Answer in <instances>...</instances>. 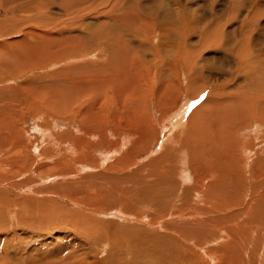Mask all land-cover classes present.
Returning <instances> with one entry per match:
<instances>
[{
  "label": "rangeland",
  "instance_id": "374dc122",
  "mask_svg": "<svg viewBox=\"0 0 264 264\" xmlns=\"http://www.w3.org/2000/svg\"><path fill=\"white\" fill-rule=\"evenodd\" d=\"M52 1L54 4L47 11L34 10L26 13L23 6L26 8L37 3L38 6L46 9L48 8L46 3L51 6V2L50 0H0V25L3 27L0 28L2 30L0 31V67L16 65L15 62H11V59L6 61L9 60L5 56L7 50H17L20 47L23 55L30 59L28 48L33 42H36L37 49H32L36 57L35 60L37 59L36 62L29 63L28 60L26 62L23 59L22 64L18 63L15 68L16 78L20 76L21 82L30 81L32 84L30 87L35 88L32 89L34 95L39 91L42 92V89L45 88L43 91L45 95L41 96L40 93L39 97L36 95L29 97L26 95L27 88L23 85L19 86L15 82L18 80L14 78L15 76H11L13 80L11 78L0 82V169L5 171L4 174L0 172V190H3V193L8 196L0 195L4 196V199H8L7 202L10 198L8 204L16 203V201L19 203V218L16 217L13 220L3 209L4 206L0 208V264H264V197L248 206L237 204L232 209L233 211L230 210L226 213L230 218V223L227 222L230 233L224 234L225 240L222 241V238L215 235V239L211 238L210 242L204 243L206 246L202 244L204 248L209 246L213 250L211 253H205V249L199 248L202 245L198 247L199 240L194 234H190L193 236L192 238L183 236L182 239L179 234L168 230L174 227L175 223L176 227L174 228H178L195 218L190 214L180 216L179 213H173L176 208L172 205H175L178 200L176 197L182 193L181 185L183 183L178 176L182 174L178 173L182 164L187 165L190 173L188 178H192V182L188 180L184 183L191 192L187 199H192L196 205L195 192L202 191L203 187L207 185L206 181L212 183L214 178L220 187H226L228 191V184L233 185L230 181L234 179L233 173L236 169L242 172L241 188L245 197L252 192L264 194V167L259 165L263 161L258 164L252 160L257 159L258 152L263 150V147L259 146V143L257 144V140L253 136L256 134L253 127L255 123L256 126H260L259 123L264 125V120L252 122L253 118L245 114L240 124L221 131L223 138L220 141H213L218 127H215V130V116L209 117L207 114L209 109L206 107L203 115L206 114L208 119L202 120L204 117L200 116L201 120L197 119L199 123L195 127L196 140L199 137V132L205 137V140L200 142V144L204 143V146H201L199 150L200 153H196L197 148L192 143L193 141L187 139V142L184 143L187 144L184 145V137L181 138L182 142L174 144L177 142H174L173 135L169 131V128L173 126L170 119L177 120L179 118L178 109L184 106L187 107L190 104L185 114L187 120L189 115L200 106V103L202 104L207 99L209 101L217 100L218 103L225 98L230 99L231 102L227 104V106H231L229 111H235L242 107L244 101L251 100V97L248 98V96H256L253 92L255 84L253 78L257 69L255 66L254 69L253 66L243 63V58L239 59L237 53L241 46L243 48V41H246L245 43L251 47L254 46L253 48H264V0H88L89 3L84 2L83 6L86 8L85 18H87L84 19V22L88 21L89 30L86 31L87 26L83 29L82 27L78 28L76 24L77 26L73 27L70 32L66 28L68 15L61 4L71 0ZM9 4L14 8H9ZM99 8H102V11ZM9 10H13L12 13ZM46 12H48V16H43ZM118 12H120L119 16ZM39 14L43 17H36ZM94 14L97 15L94 16ZM98 15L99 17H97ZM108 15L114 16L109 17ZM15 17L23 23L12 27L10 23ZM178 17L181 19L184 17L183 21ZM32 20L40 22L34 24ZM96 21L99 22L96 24ZM245 22L247 24H244ZM12 23H18V20H13ZM184 23L185 25H183ZM192 23L195 26L194 24L190 25ZM39 25L47 28H41ZM205 25L208 27L206 28ZM209 25L212 27L211 30ZM31 26L35 30H32ZM172 26L177 29V37H163L166 30H170ZM176 26H180L179 30ZM200 28L206 30L209 28L207 33H217L216 42L214 39L202 42L200 35L202 38L206 36L202 35ZM28 30L33 32H28ZM72 37L78 38V42H80V38L82 40V43L73 42L76 44V48L70 47ZM90 40L94 41L88 45ZM223 41L225 43L222 47ZM207 42H209L208 47L204 45ZM50 44L55 50L50 48L49 53L47 47ZM99 46L105 48L101 53L102 58H100L103 62L90 57V53L98 50ZM235 47L236 49H233L232 53L227 50V48ZM77 51H79L78 55H76ZM114 53L117 54L121 66L124 62L128 64L125 69L122 68L123 72L118 76L121 90L109 91V94L107 93L108 95L105 96V106H102L104 98L90 97L84 91L77 90V87L92 84L93 91L98 92V88L102 85L105 86L103 81H106L111 74L110 66L105 62ZM83 54L90 57V60L83 58V62L77 63L76 60H73L76 64L69 60V57H79ZM256 54L260 55L263 64L264 50H257ZM51 55L52 60L57 61L56 65H52V62L49 63ZM181 55L187 58L184 60ZM195 55L198 61L195 70L202 72L200 77L190 70L192 66L190 61H193ZM244 75H247L248 78H244ZM7 76L10 77L9 73ZM224 80H226L225 84ZM62 81L70 86L63 84ZM14 83L18 85L16 92L13 90L15 88L11 90V93H4L5 91L1 90L4 87L15 86ZM189 85H193L197 98L186 94L185 91ZM242 85L245 88L241 90L240 86ZM72 86L74 87L70 88ZM217 88L224 89L223 92L227 93L224 92L225 95L221 94L222 96L219 97L211 96ZM221 90L220 92H222ZM198 91L200 94L204 92L203 95L199 96ZM83 93L85 96L76 99L75 96L83 95ZM25 96H28L29 99ZM241 96L244 98L242 99ZM233 97L235 100H232ZM70 105L72 108H69ZM85 108L88 113L82 118ZM160 117H164V119L161 121ZM38 118H40L39 125ZM93 119L102 121L101 123L106 125L109 122L108 141L115 142L116 139H122L121 144L119 143V146L109 144L108 146L112 149H107L102 145V142H99V151L92 148L86 152L82 161L84 166L82 162L76 163L74 159H70L69 156L72 152H64L66 154H64V161L69 163L66 162L68 165L66 171L57 173L54 170H48L47 168L54 164L55 159L63 154L62 151H59L60 154L55 152L57 149L53 150L52 146L56 147V145L49 143L53 140V132L62 134L70 131L76 135L84 134L85 128L91 127L90 122H95ZM128 121L130 124L124 123ZM73 123H76L78 127L72 128ZM183 123L186 125L188 121ZM120 124H124V128ZM173 127L175 130L181 128L180 126ZM117 128H122L120 135ZM240 128L246 131L249 136L246 137L247 140H244L243 146L250 138H252L253 147L255 143L258 145L255 156H252V159L247 160L245 164L246 154L241 151L236 142H231L232 133ZM80 129L84 132H79ZM125 131L132 132V135H124L122 132ZM137 131L143 132L148 137L140 138ZM6 132L8 134L4 139ZM183 133H187V127ZM10 135H12L11 138ZM16 137H18L17 146L13 141ZM87 137L86 143L100 139V136L95 133L92 135L89 133ZM91 137L93 138L91 139ZM140 139L142 142H136ZM196 140L195 142H197ZM62 145L64 147H59L68 150L65 146L66 141H62ZM140 145L145 150L140 154L137 153V156H133ZM118 148L119 150L116 151ZM14 151L15 153H13ZM18 152L19 154H17ZM216 152H220V154L216 155ZM48 153H52L51 157ZM90 158L94 159L89 160ZM103 158L107 163L116 165L115 169L110 170L108 167L106 169L104 163L102 165L98 161ZM197 158L204 165L200 166L201 163L197 162ZM129 159L131 163L129 166L118 165ZM85 160H89V164ZM168 161H173L172 165L177 164L176 172H171L167 176H161L155 172L161 165L164 166L161 169H164L163 171L166 173L168 166L165 168V165ZM106 162L105 164H107ZM250 163L256 169L250 167ZM77 164L82 165L80 167L82 170ZM234 165L236 167L232 168ZM69 168L71 169L69 170ZM210 174L213 176L210 177ZM200 177L203 179L202 181ZM9 181L11 182L9 183ZM193 184L195 191L192 189ZM211 189L213 190V188ZM211 189L208 192L213 194ZM226 197L229 200L233 196L227 192ZM254 198L256 199L257 196L255 195ZM250 199L247 197L246 201ZM235 202L239 201L235 200ZM171 212L175 215H171ZM188 228V226L185 227L184 231H187ZM195 229L193 227L189 231H195ZM193 238L194 240H191ZM180 239L184 242H181ZM214 253L222 256H215ZM3 256L8 257L7 262ZM218 257L223 259L220 261ZM77 260L78 262H75Z\"/></svg>",
  "mask_w": 264,
  "mask_h": 264
},
{
  "label": "bare ground",
  "instance_id": "6f19581e",
  "mask_svg": "<svg viewBox=\"0 0 264 264\" xmlns=\"http://www.w3.org/2000/svg\"><path fill=\"white\" fill-rule=\"evenodd\" d=\"M118 1V0H117ZM173 1V0H172ZM13 2V1H12ZM50 2H51V6L48 4V3H46V6H48V8H46L45 9V7H41V6H38L37 5V3H35V4H33V5H31V6H29V7H26V8H24V6H23V9H24V12H26V13H30V11H34V10H37V11H39V10H41V11H47V10H49V9H51V7H52V4H54V1H52V0H50ZM84 2H88L89 3V1L88 0H76V1H73V0H71V1H67V2H64V4H61V6L66 10V12H67V15H68V23L66 24V28H67V31H71V29L73 28V27H75V26H77L78 25V28H81L82 27V29L84 28V27H86L87 26V28H86V31H87V29L89 30V24H88V21H87V23L86 22H84V19H87V18H85V16H86V13H85V6H83L84 4ZM106 2V1H105ZM110 3V2H109ZM108 3V4H109ZM113 3V2H112ZM119 3V2H118ZM111 4V3H110ZM109 4V5H110ZM119 4H121V3H119ZM168 4V3H167ZM10 5V4H9ZM122 6V5H121ZM128 6H129V4H128ZM9 8L10 7H12V9L14 8L13 7V5H10V6H8ZM3 8V7H2ZM91 8H92V5H91ZM140 8H141V6H140ZM176 8H177V6H176ZM180 8H181V6H180ZM5 9V8H4ZM94 9V8H93ZM92 9V10H93ZM97 9V8H96ZM102 9V8H101ZM100 8H99V10H101ZM108 8H106V11H108L107 10ZM116 9V8H115ZM125 9V8H124ZM130 9V8H129ZM15 10V9H14ZM98 10V11H99ZM123 10V9H122ZM128 10V9H127ZM137 10H138V8H137ZM178 10V9H177ZM10 11V10H9ZM13 11V10H12ZM12 11H10L11 13H12ZM16 11V10H15ZM102 11V10H101ZM100 11V12H101ZM112 11V10H111ZM111 11H109L110 13H111ZM119 11V10H118ZM121 11V10H120ZM93 12V11H92ZM96 12H97V10H96ZM127 12V11H126ZM128 12H130V11H128ZM138 12V11H137ZM140 12V11H139ZM17 13V12H16ZM104 13H107V12H104ZM114 13V12H113ZM117 13V12H116ZM119 13L120 12H118V16H119ZM97 14H98V12H97ZM97 14H94V16L95 15H97ZM102 14V13H101ZM108 14V13H107ZM145 14H146V12H145ZM151 13H149V15H150ZM181 14V13H180ZM179 14V15H180ZM105 15V14H104ZM152 15V14H151ZM209 15V14H208ZM257 15V14H256ZM43 16H48V12H46ZM41 14H39L38 16H36V17H43ZM109 16V15H108ZM111 17L112 16H114V15H110ZM109 16V17H110ZM121 16V15H120ZM147 16H148V14H147ZM163 16V15H162ZM181 16H182V14H181ZM231 16V15H230ZM90 17H92V16H90ZM97 17H99V15L97 16ZM108 17V18H109ZM142 17V16H141ZM145 17V16H144ZM201 17V16H200ZM120 18V17H119ZM179 18V17H178ZM184 17H182V19H183ZM94 19H95V17H94ZM116 19V18H115ZM135 19H136V17H135ZM166 19V18H165ZM171 19V18H170ZM179 19H181V17L179 18ZM181 19V20H182ZM196 19H197V17H196ZM246 19V18H245ZM13 20H18V23H12V21ZM37 20V19H36ZM98 20V19H97ZM133 20V19H132ZM204 20V19H203ZM257 20V19H256ZM32 21H34V20H32ZM84 23H83V22ZM94 21V20H93ZM92 21V22H93ZM104 21V20H103ZM110 21V20H109ZM113 21V20H112ZM118 21V20H117ZM116 21V22H117ZM139 21V20H138ZM171 21V20H170ZM183 21V20H182ZM192 21V20H191ZM205 21V20H204ZM210 21V20H209ZM208 21V22H209ZM250 21V20H249ZM259 21V20H258ZM21 20L20 19H17L16 17L14 18V19H12L11 20V23H10V26L12 25V27H14V26H16V25H20L21 24ZM40 22V21H39ZM39 22H37V21H34L33 23L34 24H38ZM91 22V23H92ZM97 22H99V21H96V24H97ZM100 22H101V20H100ZM122 23H123V21H121ZM181 22V21H180ZM194 22V21H193ZM216 22V21H215ZM222 22V21H221ZM220 22V23H221ZM23 23V22H22ZM106 23V22H105ZM118 23H119V21H118ZM139 23V22H138ZM189 23V22H188ZM204 23V22H203ZM214 23V22H213ZM213 23H210V24H213ZM217 23V22H216ZM227 23V22H226ZM249 23V22H248ZM77 24V25H76ZM181 24H182V22H181ZM181 24H180V26H181ZM194 23H192V24H190V25H193ZM215 24V23H214ZM217 24H219V23H217ZM222 24V23H221ZM220 24V25H221ZM244 24H247L246 22L244 23ZM146 25V24H145ZM174 25V24H173ZM183 25H185V23L183 24ZM3 26H5V25H3ZM41 28H47V27H45V26H43V25H39ZM97 26V25H96ZM159 26V25H158ZM168 26V25H167ZM170 26V25H169ZM180 26L178 27V26H176V28L178 27V30H179V28H180ZM194 26H195V24H194ZM206 26V25H205ZM211 25H209V27H210ZM226 26V25H225ZM224 26V27H225ZM243 26V25H242ZM120 27V26H119ZM122 27V26H121ZM126 27V26H125ZM124 27V28H125ZM139 27V26H138ZM150 27V26H149ZM174 27H175V25H174ZM173 26L170 28V30H166V32L163 34V37H170V36H173V37H177L176 35H177V29H175ZM208 26H206V28H207ZM223 27V26H222ZM251 27V26H250ZM0 28H3V27H1V25H0ZM31 28H32V30H35L32 26H31ZM93 28V27H92ZM107 28V27H106ZM188 28V27H187ZM191 28V27H190ZM204 28V27H203ZM203 28H200V31H202V35L203 34H205V38H202V36L200 35V37H201V41L202 42H206V41H209V40H212V39H214L215 40V42H216V40H217V38H218V36H216V34H212V33H207V30L209 29H203ZM211 28L212 27H210V30H211ZM256 28V27H255ZM97 29V28H96ZM95 29V30H96ZM122 29V28H121ZM163 29V28H162ZM182 29V28H181ZM180 29V30H181ZM185 29V28H184ZM193 29V28H192ZM218 29H219V27H218ZM242 29V28H241ZM93 30V29H92ZM215 30V29H214ZM221 30V29H220ZM243 30V29H242ZM0 31H2L1 29H0ZM100 31H101V29H100ZM192 31V30H191ZM28 32H33V31H29L28 30ZM83 32V31H82ZM97 32H99V31H97ZM121 32V31H120ZM181 32V31H180ZM184 32V31H183ZM182 32V33H183ZM189 32V31H188ZM213 32V31H212ZM59 33H61L60 31H59ZM85 33V32H84ZM83 33V34H84ZM87 33V32H86ZM85 33V34H86ZM104 33H105V31H104ZM113 33V32H112ZM1 34V33H0ZM82 34V35H83ZM183 34H185V33H183ZM192 34H193V32H192ZM5 35H6V33H5ZM97 35V34H96ZM100 35V34H99ZM160 35H162V34H160ZM218 35V34H217ZM225 35V34H224ZM230 35V34H229ZM98 36V35H97ZM152 36V35H151ZM188 36H190V34H188ZM229 37V36H228ZM227 37V38H228ZM7 38H8V36H7ZM116 38V37H115ZM182 38V37H181ZM242 38V37H241ZM78 39V38H77ZM75 37H72V44H70V47H73V48H76V44H74L73 42H75V43H77L79 40H77ZM98 39V38H97ZM223 39V38H222ZM220 40V39H219ZM224 40H225V38H224ZM229 40V39H228ZM93 42L94 40H90L89 42H88V45H89V43L90 42ZM222 41V40H221ZM225 41H227V40H225ZM122 42V41H121ZM213 42V41H212ZM246 41H243V48H242V46H241V48L238 50V58L239 59H241V58H243V63H247V65H249V66H255L256 67V69H257V72H256V70H254L256 73H255V75H254V78H253V81L255 82V84H254V93H255V95L256 96H254V97H252V96H248V98L249 97H251L250 99L252 100H246V101H244V104L242 105V107H239V108H237L235 111H229L231 108V106H227V104H229L230 102H231V100L230 99H223L222 101H220L219 103L218 102H216V101H213V100H211V101H209L208 99L206 100V101H204L202 104L200 103V106L192 113V114H190L189 115V118L186 120V116L187 115H185L186 114V111L188 110L187 108H189L188 106H190V104L188 105V104H186V105H188L187 107L186 106H184V107H182V108H180V109H178V114H179V118L177 119V120H175L174 118H172V119H170V121H172V125L173 126H180L181 128H177L176 130H175V127H171V128H169V131H170V133L173 135V139H174V142H177V143H174V144H179L180 143V141H181V138L182 137H184L183 138V144L185 143V141L187 142V139L188 140H190V141H193L192 143H194L195 145L194 146H196V153H200V148H201V146H204V143H201L200 144V142H202L203 140H205V137H204V135L203 134H201V132H199V137H198V139L196 140V136H195V127H196V124L197 123H199V120H197L198 118H200V116H201V118L202 117H204V118H202V120H207L208 118H207V115L206 114H204L203 115V113L205 112V108L207 107L209 110L207 111V114H208V116L210 117V116H215V120H214V122H215V125H214V128L216 127H218V129H217V131L215 132V134H214V137H213V141H220L222 138H223V134L221 133V131H224V130H226V129H228V128H230V127H232V126H237V124H240L242 121H243V119H244V115L245 114H248L249 116H251L253 119H252V122H254V121H261V120H264V63L262 64L261 63V57H260V55H258V54H256V51L257 50H259V51H262V50H264V48L262 47V48H253V47H251V46H249L247 43H245ZM78 43H82V40H81V38H80V42H78ZM119 43V42H118ZM209 42H207V43H205L204 45H207ZM224 41H223V43L221 44L222 45V47H223V45H224ZM237 43V42H236ZM235 43V44H236ZM112 44V43H111ZM227 44V43H226ZM234 44V45H235ZM240 44V43H239ZM79 45H82V44H79ZM210 45H212L211 43H210ZM209 45V46H210ZM253 45V44H252ZM14 46V45H13ZM102 46V45H101ZM101 46H99V51L98 50H94V52H92V53H90V57H94L95 59H97V60H100V58H102V51H103V49H105V48H103V47H101ZM112 46V45H111ZM119 46V45H118ZM184 46V45H183ZM228 46H229V44H228ZM236 46V45H235ZM89 47V46H88ZM113 47H115L114 45H113ZM122 47V46H121ZM207 47H208V45H207ZM220 47V46H219ZM240 47V46H239ZM238 47V48H239ZM256 47V46H255ZM50 48H54L53 46H52V44H50V45H48V47H47V50H48V52L50 53ZM213 48H214V46H213ZM32 49H37V44H36V42H33L32 43V45H30L29 46V48H28V54L30 55V57L33 59H27V57L26 56H24L23 55V53L21 52L22 50L20 49V47H19V49H17V50H10V51H8L7 50V52H5V56H7V58L9 59V60H6V61H10V59H11V62L13 61V62H15L16 63V65L15 66H10V65H5V66H1L0 67V82H3V81H6V80H8V79H11L12 78V80H13V77H11V76H15L14 78H16V72H15V68H16V66H18V63H20V64H22L21 63V61L24 59L26 62H27V60H28V62L30 63V62H36V60H35V56H34V54H33V51H32ZM80 49V48H79ZM204 49V48H203ZM233 49L235 50L236 49V47L235 48H227V50H229V52H234L233 51ZM247 49H249L248 50V55H247ZM54 50H55V48H54ZM174 50V49H173ZM226 50V51H227ZM126 51V50H125ZM78 52L79 51H77L76 52V55H78ZM53 54V53H52ZM54 54H55V52H54ZM53 54V55H54ZM87 54V53H86ZM142 54V53H141ZM227 54V53H226ZM236 54V55H237ZM260 54H261V52H260ZM177 55V54H176ZM197 55V54H196ZM194 56L195 58L194 59H192L193 61H190V64L192 65L191 66V69L190 70H192L193 71V73H196L197 74V76L198 77H200L201 76V73L199 72V71H197L196 72V70H195V67L198 65V61H197V56ZM200 55V54H199ZM3 56V55H2ZM41 56H44V55H41ZM58 56V55H57ZM119 56V55H118ZM142 56H143V54H142ZM189 56V55H188ZM201 56H202V54H201ZM38 57V56H37ZM56 57V56H55ZM90 57H87L85 54H83V56L81 55V56H79V57H74V58H71V57H69V60L70 61H73V60H76V63L77 62H83L82 61V59L83 58H85V60H90ZM181 57H182V59H184V58H187V57H185L184 55H181ZM6 58V59H7ZM57 58V57H56ZM120 58V57H119ZM132 58V57H131ZM5 59V58H4ZM40 59V58H39ZM68 59V58H67ZM189 59V58H188ZM187 59V60H188ZM56 60V59H55ZM57 60H58V58H57ZM185 60V59H184ZM229 60V59H228ZM5 61V60H4ZM64 61H66V60H64ZM100 61H102V60H100ZM177 61V60H176ZM180 61V60H179ZM230 61V60H229ZM50 62H52V65H56V62L57 61H54V60H52V55H51V59H49V63ZM103 62V61H102ZM241 62V61H240ZM72 63H75L74 61L72 62ZM75 63V64H76ZM107 65H109L110 66V72H111V74H110V76L107 78V80L106 81H103L104 83H105V86H101L100 88H98V92H95V91H93V85L92 84H84V85H79L78 87H77V90H82V91H84L86 94H88V96H90V97H94V98H97V99H100V98H104V100H103V103L101 104L102 106H105V104H104V101L106 100V98H105V96H107L109 93V91L110 92H112L113 91V89H114V91L115 92H117L118 91V89H120L121 90V85H119V83H118V76L123 72V69H125L126 68V66H127V62H124L123 63V65L121 66L120 64H119V59H118V57H117V54H111L110 55V59H108L107 60V62H105ZM222 64H224V63H222ZM228 64V63H227ZM189 65V64H188ZM230 66V65H229ZM54 67V66H53ZM234 67V66H233ZM252 67V68H253ZM255 67H254V69H255ZM55 68V67H54ZM123 68V69H122ZM226 68V67H225ZM232 68V67H231ZM188 69H189V67H188ZM201 70V69H200ZM224 70V69H223ZM229 70H232V69H229ZM219 71V70H218ZM239 71V70H238ZM253 71V70H252ZM240 72V71H239ZM242 72V71H241ZM9 73V76L10 77H8L7 76V74ZM189 74V73H188ZM233 74V73H232ZM249 74H250V71H249ZM187 75V74H186ZM240 75V74H239ZM252 75V74H251ZM232 76V75H231ZM234 76V75H233ZM122 77V76H121ZM138 77V76H137ZM194 77V76H193ZM60 78V77H59ZM219 78V77H218ZM222 78H224V77H222ZM226 78V77H225ZM234 78H236V77H234ZM244 78H248L247 77V75H244ZM16 79H18L17 81L15 80V82L16 83H18V85L19 86H21V85H23V87H25V88H27V90H26V95H29V97H32L34 94H33V88L34 87H30V86H32V84H31V82L30 81H24V82H21L20 81V76L19 77H17ZM25 79H27L26 77H25ZM62 79V78H61ZM191 79V78H190ZM220 79V78H219ZM230 79V78H229ZM53 79H51V81H52ZM227 80V79H226ZM226 80H224V84H225V81ZM11 81V80H10ZM54 81V80H53ZM56 81V80H55ZM231 81V80H230ZM8 82V81H7ZM49 82H50V80H49ZM59 82H61L60 80H59ZM132 82V81H131ZM130 82V83H131ZM218 82V81H217ZM220 82V81H219ZM16 83H14V84H16ZM55 83V82H54ZM62 83L63 84H67V83H65L64 81H62ZM213 83H214V81H213ZM52 84V83H51ZM218 84H220V83H218ZM18 85L16 84L15 86H13V87H4V88H2L1 90H3V91H5L4 93H6V92H10L11 93V90L13 89V88H15V89H13L14 90V92H16L17 90H18ZM68 86H70V84H67ZM124 85V84H123ZM9 86H10V84H9ZM12 86V85H11ZM42 86V85H41ZM40 86V87H41ZM53 86H54V84H53ZM209 86V85H208ZM217 86V85H216ZM227 86V85H226ZM251 86V85H250ZM28 87H29V91H28ZM36 87V86H35ZM74 86H72V87H70V88H73ZM139 87V86H138ZM214 87V86H213ZM213 87H212V89H213ZM233 87V86H232ZM248 87V86H247ZM39 88V87H38ZM65 88V87H64ZM63 88V89H64ZM206 88V87H205ZM229 88V87H228ZM245 87H244V85H242V86H240V89L242 90V89H244ZM35 89V88H34ZM41 89H42V87H41ZM45 89V88H44ZM44 89H42V92L44 91ZM48 89V88H47ZM53 89V88H52ZM136 89V88H135ZM221 90V89H220ZM220 90L217 88V90L215 91H213V93H212V95L211 96H215V95H217L218 97L219 96H222L223 94H224V92H223V90H221L222 92H220ZM248 90H250V89H248ZM195 89H194V87H193V85H189V87L186 89V91L185 92H187L186 94L187 95H189L190 97H195V98H197V95L195 94ZM247 91V90H246ZM41 91H39V93L38 94H40L41 93V96H43V94L45 93V92H43L42 93ZM130 92V91H129ZM169 92V91H168ZM244 92V91H243ZM20 93V92H19ZM108 93V94H107ZM134 93V92H133ZM198 93L200 94V91H198ZM203 93L204 92H202L201 94L203 95ZM225 93H227V92H225ZM232 93V92H231ZM237 93V92H236ZM245 93V92H244ZM38 94H36L35 93V95L36 96H38ZM69 94V93H68ZM121 94H122V92H121ZM131 94V93H130ZM136 94V93H135ZM201 94L199 95V96H201ZM222 94V95H221ZM238 94H239V92H238ZM251 94V93H250ZM10 95V94H9ZM24 95V94H23ZM34 95V96H35ZM45 95V94H44ZM65 95V94H64ZM67 95V94H66ZM175 95V94H174ZM225 95V94H224ZM234 95V94H233ZM237 95V94H236ZM4 96H6V95H4ZM83 96H85V94L83 93V95L82 94H80V95H77V96H75L76 97V99H81ZM118 96V95H117ZM135 96H138V95H135ZM178 96V95H177ZM230 96V95H229ZM243 96V95H242ZM242 96H241V98H242ZM247 96V95H246ZM28 98L29 99V97L28 96H25V98ZM39 97V96H38ZM116 97V96H115ZM121 97V96H120ZM176 97V96H175ZM227 97H228V95H227ZM236 97V96H235ZM112 98V97H111ZM123 98V97H122ZM131 98V97H130ZM137 98V97H136ZM158 98V97H157ZM209 98V97H208ZM230 98H231V96H230ZM234 98V97H233ZM244 98V97H243ZM242 98V99H243ZM177 99V98H176ZM218 99V98H217ZM34 100V99H33ZM112 100V99H111ZM232 100H235V98L234 99H232ZM237 100V99H236ZM245 100V99H244ZM97 101V100H96ZM116 101V100H115ZM140 101V100H139ZM69 102V101H68ZM126 102V101H125ZM35 103V102H34ZM95 103V102H94ZM107 103V102H106ZM130 103V102H129ZM237 104H239L238 102H237ZM81 105V104H80ZM134 105H136V104H134ZM88 106H89V104H88ZM91 106V105H90ZM97 106V105H96ZM71 107V105L69 106V108ZM72 108V107H71ZM87 108V107H86ZM85 108V112L82 114V118L84 117V115L86 114V113H88L87 112V109ZM95 108V107H94ZM105 108V107H104ZM117 108V107H116ZM148 108V107H147ZM174 108V107H173ZM201 108H203L201 111H200V109ZM233 109H234V106L232 107ZM48 109H49V107H48ZM171 109V108H170ZM187 109V110H186ZM84 110V109H83ZM97 110H98V108H97ZM102 110V109H101ZM167 110V109H166ZM98 111H100V110H98ZM165 111V110H164ZM212 112V114H211V112ZM92 112V111H91ZM129 112V111H128ZM130 112H132V113H135L134 111H130ZM163 112V111H162ZM44 113V112H43ZM111 113H112V111H111ZM164 113V112H163ZM94 114V113H93ZM96 114V113H95ZM216 114V115H215ZM42 115V114H41ZM54 115V114H53ZM101 116H102V114H100ZM248 116V117H249ZM38 117V116H37ZM41 117V116H40ZM201 118H200V120H201ZM207 118V119H206ZM213 118V117H212ZM39 119L40 118H38V125H39ZM42 119H44V118H42ZM160 119H161V121L164 119V117L163 118H161L160 117ZM48 120V119H47ZM95 122H90V126L91 127H89V128H85L86 130H85V133L83 134H78V135H76V134H74V133H72V132H70V131H68V132H65V133H62V134H60V133H55V132H53V140L51 141V142H49V143H53L54 145H56V147H53L52 146V149L54 150V149H57V151H55V152H57V153H59L60 154V152L59 151H62L63 152V154H62V156L61 157H57V159H55V162H54V164H52L49 168H47L48 170H54V172H57V173H64L65 171H66V169L68 168V165H67V163H68V161H64V157H65V153L64 152H67V151H69V152H72V154H71V156H69L70 157V159L71 160H75L76 161V163L77 162H82L83 160H84V156L86 155V152L87 151H89L90 149H92V148H95L96 150H98L99 151V148H98V143L99 142H102V145H104L107 149H112L111 147H109L108 145L110 144V145H114V144H116V145H118L119 146V143L121 144V142L123 141L122 139H116L117 141H115V142H113V141H108V136H107V129L109 128L108 127V125L110 124L109 122H108V125H106V124H104V123H101L102 121H99V120H97V119H93ZM119 120V119H118ZM195 120V121H194ZM186 121H188V124H186L185 125V123H183V122H186ZM193 121H194V123H193ZM56 122V121H55ZM206 122V121H205ZM41 123V122H40ZM45 123V122H44ZM49 123V122H48ZM125 124H130V122L128 121V122H124ZM46 124V123H45ZM44 124V125H45ZM74 125L73 126H71L72 128H74V127H78L77 125H76V123H73ZM211 124V123H210ZM209 124V125H210ZM260 124V126H256V123H255V126L253 127L254 128V130H255V135H253L254 137H255V139L257 140V144L259 143V146H262L263 147V150L262 151H259L258 152V157H257V159L256 158H254V159H252V156H255L254 154L258 151V145L255 143V145H254V147L252 146L253 144H252V138H250L248 141H246V144L243 146V142H244V140H247L246 139V137H249L247 134H246V131H244V130H242L241 128L240 129H238L235 133H232L233 134V139L231 138V142H236L239 146H240V149H241V151H243L245 154H246V157H245V161H244V164L247 162V160H249V159H252V160H254V161H256L258 164L261 162V161H263V163H260L259 165L263 168L264 167V159H263V155H264V134H263V131H264V125H262V123H259ZM79 125V124H78ZM121 126H122V128H124V124H120ZM50 126V125H49ZM101 126H105V127H101ZM127 126V125H126ZM52 127V126H51ZM71 127H69V128H71ZM101 127V128H100ZM187 127V133H183L184 131H185V128ZM40 129H41V131H43L42 130V128L41 127H39ZM48 128V127H47ZM122 128H117V129H119V131H118V134L120 135V129H122ZM198 128V127H197ZM201 128V127H200ZM216 128H215V130H216ZM48 129H50V128H48ZM54 129V128H53ZM202 129V128H201ZM204 129V128H203ZM46 130V127H45V129H44V131ZM66 130V129H65ZM69 130V129H68ZM125 130H127V129H125ZM205 130V129H204ZM207 130V129H206ZM63 131V130H62ZM82 130L80 129L79 130V132H81ZM128 131V130H127ZM127 131H125V132H122L124 135H126V136H129V135H132V132H127ZM134 131H136V130H134ZM176 131H177V133H176ZM241 131H243L242 133H241ZM64 132V131H63ZM82 132H84V131H82ZM117 132V131H116ZM138 132V136L140 137V138H147L148 136L147 135H145V134H143V132H140V131H137ZM198 132V131H197ZM203 132V131H202ZM213 132H214V130H213ZM89 133H91V135H92V133H95V134H97V135H99L100 136V139H99V141H90V142H87L86 143V140H87V136H88V134ZM115 133V132H114ZM191 133V134H190ZM243 133H245V134H243ZM7 134H8V132H6L5 133V137H4V139L6 138V136H7ZM47 134H48V132H47ZM113 134V133H112ZM134 134V133H133ZM211 134V133H210ZM117 135V134H116ZM167 135H168V133H167ZM17 136V135H16ZM113 136V135H112ZM208 136H210V135H208ZM230 136V135H229ZM12 137V135H10V138ZM44 137V136H43ZM46 138H47V136H45ZM111 137V136H110ZM17 138L18 137H16V139H14L13 141H14V144H15V146H17L18 144H17ZM93 137H91V139H92ZM116 138V137H115ZM122 138V137H121ZM125 138V137H124ZM171 138V137H170ZM235 138H237L238 140L237 141H235L234 139ZM1 139L2 140H4L3 139V137H1ZM126 139V138H125ZM142 139H140L139 141L138 140H136V142H138V143H140V142H142L141 140ZM210 140H211V138H209ZM241 139V140H240ZM154 140V139H153ZM195 140L197 141V142H195ZM230 140V139H229ZM10 141V140H9ZM62 141H66V145L65 146H67V149L68 150H66V149H63V148H60L59 146H63L64 147V145H62ZM172 141V140H171ZM224 141V140H223ZM153 142V141H152ZM182 142V141H181ZM1 143H2V141H1ZM6 143V142H5ZM19 143V142H18ZM48 143V142H47ZM210 143V142H209ZM223 143V142H222ZM245 143V142H244ZM7 144V143H6ZM173 144V143H172ZM187 144V143H186ZM186 144H184V145H186ZM189 144V143H188ZM1 145H4V144H1ZM8 145V144H7ZM137 145V144H136ZM135 145V146H136ZM108 146V147H107ZM133 146V145H132ZM11 147V146H10ZM186 147V146H185ZM193 147V146H192ZM210 147H211V145H210ZM252 147H253V150H252ZM18 148H20V147H18ZM212 148V147H211ZM221 148V147H220ZM6 149V148H5ZM214 149V148H213ZM224 149V148H223ZM9 150V149H8ZM19 150V149H18ZM46 150H48V148H46ZM119 150V148L118 149H116V151H118ZM145 150V148H142L141 147V145L138 147V151L133 155V156H137L138 154H140V152L142 153V151H144ZM22 151V150H21ZM25 151V150H24ZM49 151H50V149H49ZM188 151V150H187ZM192 151V150H191ZM195 151H194V153H195ZM11 152H12V150H11ZM10 152V153H11ZM94 152H96L95 150H94ZM213 152V151H212ZM220 152H222V151H220ZM220 152H216V155L217 154H220ZM13 153H15V151L13 152ZM28 153V152H27ZM93 153V152H92ZM138 153V154H137ZM185 153H187L186 151H185ZM17 154H19V152L17 153ZM21 154V153H20ZM26 154V153H25ZM49 154V157H51V154L50 153H48ZM65 154V155H64ZM104 154V153H103ZM209 155H210V153H208ZM11 155V154H10ZM90 155V154H89ZM88 155V156H89ZM111 155H112V153H111ZM11 156H13V155H11ZM17 156V155H16ZM22 156V155H21ZM54 156V155H53ZM92 156V155H91ZM221 156V155H220ZM5 157H7V156H5ZM48 157V156H47ZM67 157V156H66ZM95 157V156H94ZM182 157V156H181ZM8 158V157H7ZM7 158H4V159H7ZM15 158V157H14ZM116 158V157H115ZM222 158H223V156H222ZM237 158V157H236ZM242 158V157H241ZM92 159H94V158H90L89 160H92ZM198 159V158H197ZM234 159V158H233ZM11 160V159H10ZM12 160H15V159H12ZM19 160V159H18ZM65 160H67V159H65ZM88 160V161H89ZM97 160V159H96ZM235 160V159H234ZM75 161H72V162H75ZM88 161H86L85 160V162H87L88 164H89V162ZM102 165H103V163H104V165L106 166V169H107V167H108V169H110V170H113V169H115V166L116 165H112V163H110L109 164V162L107 163L106 162V160L103 158V159H100V160H98ZM130 161V159L128 160V161H126V162H124V163H122V164H118V165H121L122 167H125V166H129V162ZM185 161V160H184ZM90 162H92V161H90ZM96 162V161H95ZM94 162V163H95ZM98 162V163H99ZM105 162L107 163V164H105ZM172 162L173 161H168V163L165 165V168H166V166H168V171L165 173L161 168L162 167H164V166H159V168L155 171V172H157L159 175H161V176H167L169 173H171V172H176V169H178V166H177V164H174V165H172ZM197 162H200V163H197L198 165L200 164V166H202V161L201 160H197ZM234 162V161H233ZM237 162V161H236ZM83 163V166H84V162H82ZM117 163V162H116ZM256 163V164H257ZM14 164V163H13ZM69 164V163H68ZM95 164H97V162L95 163ZM131 164V163H130ZM257 164V165H258ZM92 165H94V164H92ZM100 165V164H99ZM204 165V164H203ZM236 166H237V164H235ZM233 166L232 168H234V167H236V166ZM250 165V167H252V168H254V169H256L251 163L249 164ZM77 166L80 168L82 165H79V164H77ZM72 167V166H71ZM76 167V166H75ZM90 167V166H89ZM92 167V166H91ZM94 167V166H93ZM181 167L182 168H180L179 167V174L180 173H182L181 175H178L180 178H181V181H182V188H181V192L182 193H180V195H178V197H176V198H178V200L175 202V205L173 204L172 206H174L176 209L174 210V212L173 213H179V215L181 216V215H183V214H187V215H194L195 216V218L194 219H192V220H189L188 222H185L184 224H182V226L180 227L179 225H177V226H179L178 228H174V227H176L175 225H176V223L174 224V227H171L170 229H168V230H170L172 233H176V234H179V236H181L180 238H184L183 236H187V237H190V238H192L193 236H191L190 234L192 233V234H194L196 237H197V240H199V244H198V241H197V244H198V247L199 246H201L202 244H204V243H206V242H210V239L212 238V239H215L214 238V236L216 235L218 238H222V241H223V239H224V237H225V235L224 234H226V235H228L229 233H230V231L228 230V225H227V222L228 223H230V218L229 217H227V215L228 214H226L228 211H230V210H232L233 208H235L236 206H237V204H239V205H242V204H246L247 206L250 204H252L253 202H256V201H260L261 200V198H263L264 197V194H262V193H260V192H252L251 194H249L247 197H249V198H251L249 201H246V198L247 197H245L243 194H242V191H243V189L241 188V185H242V175H241V171L240 170H238V169H236V171H234V173H233V175H234V179L233 180H231L230 181V183H233V185H230V184H228V187H229V190L227 191V189H226V187H220L215 181V179L213 178V180H212V183H208L207 181H206V183H207V185H205V187H203V190L202 191H196L195 192V195H196V199H197V205L195 204V202L192 200V199H187V197H188V195H191V192H190V189L189 188H187L186 187V185L184 184L185 182H188V180H189V182H192V178L191 179H189L188 177L190 176V173H189V170H188V167H187V165H181ZM43 168V167H42ZM46 168V167H45ZM83 168V167H82ZM84 168H86V167H84ZM4 169V168H3ZM44 169V168H43ZM71 168H69V170H70ZM76 169H77V167H76ZM81 169V168H80ZM248 169V168H247ZM1 171V174H4L5 173V171H3L2 169H0ZM75 170V169H74ZM79 170V169H78ZM82 170V169H81ZM149 170V169H148ZM166 171V170H165ZM205 172V171H204ZM239 172V173H238ZM259 172V171H258ZM79 173H81V171H79ZM83 173V172H82ZM87 173V172H86ZM254 173V172H253ZM238 174H240V175H238ZM258 174V173H257ZM256 174V175H257ZM147 175V174H146ZM148 175H150V174H148ZM147 175V176H148ZM172 175V174H171ZM253 175V174H252ZM72 176V175H71ZM170 176V175H169ZM211 176H213V175H211L210 174V177ZM6 177V176H5ZM156 177V176H155ZM173 177V176H172ZM192 177V176H191ZM197 178L199 179V176H197ZM223 178V177H222ZM260 178V177H259ZM203 179H204V176H203ZM203 179H201V177H200V180L202 181ZM250 180V179H249ZM262 181V180H261ZM11 181H9V183H10ZM251 182V181H250ZM8 183V182H7ZM6 183V184H7ZM204 183V182H203ZM224 183V182H223ZM222 183V184H223ZM1 184H3V182L1 181ZM4 184H5V182H4ZM15 184V183H14ZM196 184H199L198 182H196ZM245 184V183H244ZM261 185V184H260ZM6 186V185H5ZM7 186H9V185H7ZM13 186V185H12ZM246 186V185H245ZM185 187V188H184ZM253 187H254V185H253ZM211 188H213V190L211 189ZM262 188V187H261ZM192 189L194 190V184H193V186H192ZM209 189H211L212 191H213V194L211 193H209L208 191H209ZM249 189V188H248ZM195 191V190H194ZM5 192V191H4ZM227 192H229V193H231L232 194V198L231 199H227V197H226V195H227ZM0 194H2V195H5L4 193H3V190H0ZM15 195V194H14ZM257 196V198L255 199L254 198V196ZM5 196H8V195H5ZM16 196H18V195H16ZM26 196V195H25ZM173 196V195H172ZM4 196H2L1 197V195H0V208L2 207L3 208V206H4V208L3 209H5V211H7V213H8V216H10V218L13 220V219H16V217H18V214H19V203H17V201H16V203L14 202L13 204L10 202V204H8V202L10 201V198H9V201L7 202V200L8 199H4L3 198ZM14 197V196H13ZM19 197V196H18ZM15 198V197H14ZM18 199V198H17ZM17 199H15V200H17ZM14 200V201H15ZM235 200H238L239 202H235ZM4 201H6L7 203H5ZM256 205H257V203H256ZM172 208V207H171ZM170 209V208H169ZM153 210V209H152ZM1 211V210H0ZM233 211V210H232ZM6 213V212H5ZM170 213V212H169ZM172 213V212H171ZM171 214V215H175V214ZM3 215V214H2ZM178 216V215H177ZM179 216V217H180ZM186 217V216H185ZM19 218V217H18ZM261 218V217H260ZM190 219V218H189ZM173 221V220H172ZM180 221V220H179ZM178 223V222H177ZM180 223H182V222H180ZM179 223V224H180ZM262 223V222H261ZM169 225H170V223H169ZM190 225H192V226H190ZM166 226V225H165ZM171 226H172V224H171ZM189 227L188 228V230L187 231H184L185 230V227ZM196 228L195 229V231H193V230H191V231H189V229L190 228ZM163 228V227H162ZM95 230V229H94ZM174 235V234H173ZM94 236V235H93ZM175 236V235H174ZM176 237V236H175ZM178 237V236H177ZM13 238V237H12ZM195 238V237H194ZM194 238L193 239H191V240H194ZM177 239H179V238H177ZM176 239V240H177ZM196 239V238H195ZM181 240V239H180ZM225 240V239H224ZM11 241V240H10ZM183 240H181V242H182ZM187 241V240H186ZM185 241V242H186ZM184 242V241H183ZM225 242V241H224ZM190 243H192L193 244V242H190ZM196 243V242H195ZM11 244V243H10ZM205 245V244H204ZM204 245H202L201 247H199V248H202V249H205V253L206 252H212L213 250L212 249H210V247L209 246H207V247H203ZM208 245V244H207ZM206 246V245H205ZM201 250V249H200ZM203 251V250H202ZM143 252V251H142ZM3 253V252H2ZM207 253V254H208ZM5 254V253H4ZM4 254H2V255H4ZM206 254V255H207ZM215 254V253H214ZM152 255V254H151ZM212 255V254H211ZM215 256H222L221 254L220 255H217V254H215ZM3 258L5 259V261H6V259L8 260V257H5V256H3ZM12 259V258H11ZM11 259H9V260H11ZM80 259V258H79ZM218 259L221 261L223 258H221V257H218ZM213 260V259H212ZM5 261H2V262H5ZM80 261V260H79ZM84 261V260H83ZM87 261V260H86ZM86 261H84V262H86ZM215 261V260H214ZM1 262V263H2ZM7 262V261H6ZM75 262H78V260L77 261H75ZM80 262H82V261H80Z\"/></svg>",
  "mask_w": 264,
  "mask_h": 264
}]
</instances>
